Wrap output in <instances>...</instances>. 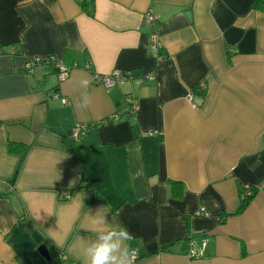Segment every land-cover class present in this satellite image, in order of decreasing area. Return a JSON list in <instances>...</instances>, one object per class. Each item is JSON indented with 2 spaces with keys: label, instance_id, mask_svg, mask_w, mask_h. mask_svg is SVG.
I'll list each match as a JSON object with an SVG mask.
<instances>
[{
  "label": "crops",
  "instance_id": "obj_1",
  "mask_svg": "<svg viewBox=\"0 0 264 264\" xmlns=\"http://www.w3.org/2000/svg\"><path fill=\"white\" fill-rule=\"evenodd\" d=\"M253 3L0 0V264H85L98 232L118 226L135 264H264V12ZM48 57L70 67L63 81L50 62L24 70ZM113 69L152 79L93 81ZM127 93L139 110L101 124ZM76 122L88 124L78 141Z\"/></svg>",
  "mask_w": 264,
  "mask_h": 264
},
{
  "label": "built area",
  "instance_id": "obj_2",
  "mask_svg": "<svg viewBox=\"0 0 264 264\" xmlns=\"http://www.w3.org/2000/svg\"><path fill=\"white\" fill-rule=\"evenodd\" d=\"M157 18L152 13V11L145 12L142 20L143 25H148L150 27V33H149V40H148V46L149 49L153 52V54H157V49L159 46V42L157 39L156 31H155V22ZM4 54V50L2 47H0V56ZM53 62L55 69H56V78L58 82L63 81L69 74L70 67L63 64L60 61H57L51 57L48 58H31L27 60L24 64V70L27 73H33L35 67L40 62ZM152 79L151 74H133L131 70H120V69H113L110 72L103 73V74H94L93 75V81L97 84L103 85L105 88L112 87L116 85L117 83H122L124 81H131L136 80L138 83H143L147 80ZM200 89H203L204 84L201 82L198 86ZM52 95L57 96V92L52 93ZM191 98V95L188 97ZM63 102H66L65 98H61ZM139 110V104L134 96L133 93H127L125 95V105L124 107L114 114H111L109 117L105 118L103 121H101V124L106 123L109 119H115L121 116L122 113L127 114H135ZM88 124L85 122H76L73 126L70 128L69 137L73 140H80L82 134L87 129ZM152 133V132H147ZM250 192H247L246 196H249ZM63 199L69 198V194L64 192L61 196ZM201 214H206L205 208H200ZM205 245V240L203 239L200 243L199 247H191L188 251L187 256L191 259H197L200 258L203 254V249ZM59 258H65V255L60 252ZM75 264V263H72Z\"/></svg>",
  "mask_w": 264,
  "mask_h": 264
},
{
  "label": "clouds",
  "instance_id": "obj_3",
  "mask_svg": "<svg viewBox=\"0 0 264 264\" xmlns=\"http://www.w3.org/2000/svg\"><path fill=\"white\" fill-rule=\"evenodd\" d=\"M80 87L87 88L90 81L87 78L80 80ZM91 100L87 92L81 94L78 107L87 110ZM94 223L106 224L104 216L96 217ZM134 239L129 230L124 226H118L107 230L101 229L95 240L90 242L85 249V264H135L137 250L128 246Z\"/></svg>",
  "mask_w": 264,
  "mask_h": 264
},
{
  "label": "trees",
  "instance_id": "obj_4",
  "mask_svg": "<svg viewBox=\"0 0 264 264\" xmlns=\"http://www.w3.org/2000/svg\"><path fill=\"white\" fill-rule=\"evenodd\" d=\"M90 5H91V8L89 9L88 8V4H86L85 2L82 4L83 9H85V11L87 13L92 14V11H93V3L91 2ZM253 8L255 10H257V11L264 12V0H254ZM50 63H53V62L51 61ZM54 69H55V66H54ZM55 72H56V69H55ZM55 75H56V73H55ZM11 149L12 150H15L16 149V146H14V145L11 144ZM248 201H249V196H244V198L241 199V202L239 203L236 211L239 212L242 209H244L245 206L247 205Z\"/></svg>",
  "mask_w": 264,
  "mask_h": 264
},
{
  "label": "water",
  "instance_id": "obj_5",
  "mask_svg": "<svg viewBox=\"0 0 264 264\" xmlns=\"http://www.w3.org/2000/svg\"><path fill=\"white\" fill-rule=\"evenodd\" d=\"M39 250H40V252L44 255V256H46V257H48V251H47V249H46V247L45 246H40L39 247Z\"/></svg>",
  "mask_w": 264,
  "mask_h": 264
}]
</instances>
